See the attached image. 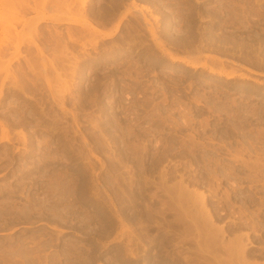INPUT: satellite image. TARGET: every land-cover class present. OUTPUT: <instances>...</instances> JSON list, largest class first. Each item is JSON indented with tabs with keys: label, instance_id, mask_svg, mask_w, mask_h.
Returning a JSON list of instances; mask_svg holds the SVG:
<instances>
[{
	"label": "rangeland",
	"instance_id": "1",
	"mask_svg": "<svg viewBox=\"0 0 264 264\" xmlns=\"http://www.w3.org/2000/svg\"><path fill=\"white\" fill-rule=\"evenodd\" d=\"M0 264H264V0L2 1Z\"/></svg>",
	"mask_w": 264,
	"mask_h": 264
},
{
	"label": "bare ground",
	"instance_id": "2",
	"mask_svg": "<svg viewBox=\"0 0 264 264\" xmlns=\"http://www.w3.org/2000/svg\"><path fill=\"white\" fill-rule=\"evenodd\" d=\"M2 1H4V0H1V1H0V5H1ZM112 34H113V33H112ZM112 34H107L106 37H110ZM180 60H181V61H184L182 58H180Z\"/></svg>",
	"mask_w": 264,
	"mask_h": 264
}]
</instances>
